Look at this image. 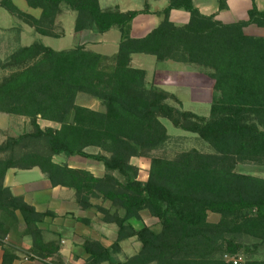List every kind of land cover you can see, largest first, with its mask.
I'll return each mask as SVG.
<instances>
[{
	"label": "trees",
	"instance_id": "obj_1",
	"mask_svg": "<svg viewBox=\"0 0 264 264\" xmlns=\"http://www.w3.org/2000/svg\"><path fill=\"white\" fill-rule=\"evenodd\" d=\"M24 1L40 12L38 18L21 11L13 0H0V8L37 35L58 38L50 28L64 7L76 15L75 33L117 29L120 39L110 65H105L106 56L83 46L55 51L38 40L0 61L5 73L0 79V113L24 117L31 127L0 144V153H8L0 158V239L14 228L18 213L34 255L46 260L57 253V243H43L39 228L55 215L36 212L3 186L8 170L37 167L52 188L72 191L82 211L94 209L103 223L117 227L116 239L107 247L89 238L83 242V264H230L224 256L249 252L244 241L258 243L252 250L264 244V179L235 172L239 163L264 166V37L244 33L251 25L264 29V11L256 8V0H251L246 21L230 24L201 14L193 0H167L163 9L153 12L147 2L141 10L121 12L118 7L102 9L99 0ZM218 2L223 10L225 1ZM174 10L186 12L188 23L175 26L169 19ZM140 15L160 21L135 39L132 22ZM134 54L210 70L207 75L214 84L209 116L186 111L173 95L149 87L146 72L130 64ZM78 94L98 100L104 111L76 105ZM38 119L59 128L41 130ZM163 120L195 135L214 154L192 149L173 159L152 157L142 182L130 160L165 146L170 136ZM90 148L100 152L89 153ZM60 155L100 163L104 175L54 163L53 157ZM92 199L110 206H96ZM143 211L158 220V232L145 226L134 229L131 221H140ZM210 214L219 220L209 222ZM131 238L140 243L139 252L118 260L120 243ZM14 260L4 248L0 264Z\"/></svg>",
	"mask_w": 264,
	"mask_h": 264
},
{
	"label": "rangeland",
	"instance_id": "obj_2",
	"mask_svg": "<svg viewBox=\"0 0 264 264\" xmlns=\"http://www.w3.org/2000/svg\"><path fill=\"white\" fill-rule=\"evenodd\" d=\"M112 1H115V0H105L107 4H109V2L113 3ZM146 1L147 0H144V2L143 0H134L132 4H130L132 5L131 9L132 10H138L140 8L143 9ZM13 3L21 11H24V12L33 11L27 7L24 0H13ZM111 8L113 9L115 7H111ZM75 17H76L75 13L63 7L61 14L55 19L53 26L50 28V32L53 35H57L58 37L59 36L65 37V34H67V37L60 38V39H52L48 37L43 40V44L54 50H66V49H70L76 46H83L92 52L99 53L103 56H106L107 61L105 62V65H110L111 59L115 55L114 53L117 50L118 39H120L118 30L112 29L107 34H97L94 30H85L76 35L75 33H72ZM11 21H14V17L9 15L8 12H6L4 9L0 8V61L5 60L13 51H15L19 47L18 44H15L14 42L12 43L9 42L10 39L13 38V37L11 38V36H13V34H15L16 32L18 33V28L9 29L11 25L10 24ZM249 33H252V32H249ZM104 41H106V43H104ZM135 60L136 62L142 63V67L149 74V76L147 77V81H146L149 87H152L154 83L159 81V79L157 78L158 76L157 74L159 73L158 71L164 70V69L169 70L168 73L172 72L170 73V77L168 79L169 83L173 81L175 83L173 84L176 85L177 82L179 81V78L177 80L175 76L176 72H178L176 69H174L173 67L172 68L170 67L161 68L157 66L156 64H160V63H157L155 58L151 56L137 55L135 56ZM168 63L171 64L172 62H168ZM162 66H165V63L162 64ZM189 66L193 69L188 70L186 68L184 69L183 67H181L180 70L183 73L185 72L186 74L185 77H187L191 81L195 80L194 77H198L197 74H193L192 72L193 70L196 71L195 73L199 72V73H204L206 75H207V72H211L210 70L202 69L201 67H198L195 65H189ZM4 74H5L4 72L0 71V79L1 77H3ZM174 78H176V80H174ZM202 83L198 81V83L196 84L198 86L194 85L196 86L197 91L193 92L195 94L196 93L198 94V91L200 89V91L203 94L201 96V98H203L202 103L197 106H184L183 109L186 111L193 112L194 114L199 115L201 117H208L210 104H211V96H212L211 92L213 89L214 81L212 80V78L208 76L207 84H204V83L202 84ZM183 92L187 93L185 90ZM193 93L191 91L190 92L188 91V94H193ZM173 96L176 97L175 95ZM196 99H199V98H196ZM75 104L78 106L89 108L97 112L104 111V107L98 100H95L86 94H78L75 99ZM163 124L168 132V135L170 136L165 146L159 150L151 152L146 157L132 158L130 160V164L138 168L139 170L138 180L142 182H145L148 178L150 159L152 157H163L166 159H173L179 154L192 150V149L197 150L200 153H204L208 155L214 154V151L211 149V147L207 143L201 141L195 135L175 129L174 127H172L170 122L167 120H163ZM87 152L93 154V153H98L100 151H98L97 149L90 148L87 150ZM54 162L59 165H66L70 168L88 171L92 173L95 177H102L104 175V168L102 164L97 163L92 160H87V159L78 158V157L67 158L63 155H60V157L56 158ZM235 172L238 174H242V175H248V176L264 179V166H260V165H253L249 163H239L235 167ZM31 176L32 175L30 174V177ZM66 192H67L66 197H65L66 198V210H65L64 216L62 217L63 221L58 222V225L61 231L59 234V241H57L56 243L59 245V248L62 247L66 249L65 252L67 255V260L69 257H73L74 261H78L83 256H86L87 258V255L84 253V251L81 248L83 242L86 239H88L87 235L98 237V238H104L105 239L104 243L106 244L113 243L116 239L117 227L113 224L103 223L102 215L97 213V211H95L94 209L90 211H82L77 206L78 210H75L74 206L76 202L74 199V194L72 191H70L72 192L70 193L72 195H70L68 193L69 190H67ZM92 203L96 206H102L104 208H109L110 206V203L103 202L102 199H94V200L92 199ZM140 216H141L140 221H131L134 229L138 230L142 226H145L155 232H158L160 230V224L158 220L152 218L147 211L141 212ZM77 219H86L89 221V223L84 224V223L78 222ZM208 220L209 222L213 223L219 220V217L214 214H210ZM3 239H0V240H3L2 242H5L6 238L4 237ZM62 241L64 243H62ZM244 242L246 246H248L249 252L242 250L238 254V256L242 257L243 264H245L248 260L264 261V244H260L256 250H252L251 245L258 244V243L254 240H247ZM0 245L1 247H4L3 243L1 242H0ZM140 247L141 245L136 240V238L127 239L120 243V252L118 255H116V258L120 261H124L136 255L139 252ZM25 258L28 259L30 257L27 255L25 256ZM25 258L22 259L24 262H26ZM37 258L42 263H45L44 261H46V260L40 259L39 257ZM58 262H60V260H58L56 255H54L51 257V261H49L48 264H51V263L56 264ZM79 262H81V260ZM61 264H74V262L64 261ZM104 264H107V263H104Z\"/></svg>",
	"mask_w": 264,
	"mask_h": 264
},
{
	"label": "crops",
	"instance_id": "obj_3",
	"mask_svg": "<svg viewBox=\"0 0 264 264\" xmlns=\"http://www.w3.org/2000/svg\"><path fill=\"white\" fill-rule=\"evenodd\" d=\"M134 0H115L112 1L113 3L107 4L105 0H99L100 7L102 9H112L111 7H118L121 12H127L132 11L130 4H132ZM219 0H193L194 6L199 10V12L203 15H215L216 20L224 23V24H230L235 23L238 21H246L247 20V13L252 7L251 0H224V9L219 10ZM144 2V0H143ZM147 4L149 5L150 10L158 11L163 9L166 4L167 0H147ZM256 8L259 11H264V0H256L255 1ZM142 8L138 9L141 10ZM32 10V9H31ZM24 12V11H23ZM25 13H28L36 18L39 17L40 12L38 10L33 11H25ZM170 21L175 26H183L188 23L189 15L184 11H171ZM160 19L157 16L154 15H140L134 21L132 22V28H131V37L135 39L143 38L146 36L152 29H154ZM10 28H18V33L16 32L11 36L9 42H14L15 44H18L19 47H27L31 45L34 41L38 40L43 44V40L48 37H43L40 35H37L34 33L33 29L29 26L21 23L20 21L16 20L14 18V21H11ZM252 32V33H249ZM72 33H75L74 30ZM108 33V32H107ZM105 33V34H107ZM244 33L248 36H254V37H264V29L257 28L254 25L248 26L244 29ZM76 35L79 33H75ZM65 37H67V34H65ZM65 37H58L56 39L65 38ZM54 39V38H52ZM24 41V43H23ZM108 42V41H107ZM106 43V41H104ZM103 43V44H104ZM118 43L117 42V49H118ZM44 45V44H43ZM46 46V45H44ZM52 49V48H51ZM54 50V49H53ZM60 51V50H55ZM117 52V50H116ZM115 52V53H116ZM114 53V54H115ZM137 55H143V54H134L131 56V66L136 69H142V63L136 62L135 56ZM148 56V55H146ZM152 57V56H151ZM154 58V57H153ZM167 63V64H166ZM164 63L156 64L159 67H170L176 69L178 72H176L175 76L179 81L176 85L172 81L171 83L168 82V79L170 77L169 70L164 69L158 71L157 78L159 79L158 82L154 83L153 86L165 91L166 93L175 95L178 100L182 103L184 106H197L202 103L201 96L203 95L202 92L198 91V94L193 93L197 91L196 85L198 81L200 83L207 84L208 76L204 73H195L196 71H192L193 74H197L198 77H194L195 80L191 81L187 77H185V72H181V67L184 69H193L190 66L182 65L178 63H168L165 62V66H162ZM145 71V70H144ZM146 72V71H145ZM191 75V74H190ZM149 74L146 72V78ZM174 78V80H176ZM174 83V84H173ZM202 83V84H203ZM196 85V86H194ZM183 87V88H182ZM186 91L187 93H184L183 91ZM188 91L192 92L193 94H188ZM212 93V92H211ZM183 96V97H182ZM199 98V99H196ZM201 98V99H200ZM212 100V96H211ZM38 126L41 130L50 128V129H58L59 125L38 119L37 121ZM31 130V127L29 125V120L24 117H17L12 115H7L0 113V144H2L6 138H15L18 137L24 133H27ZM8 155V153H0V158H4ZM60 156H54L53 162L56 158ZM55 163V162H54ZM30 174L32 175L30 177ZM3 186L8 188L11 193L14 196L21 197L23 201L32 206L36 212L38 213H44L46 211L52 212L55 216L54 218L47 217L44 219L42 224H40V230H41V236H42V242L43 243H49V242H57L59 241V234H60V227L58 225V222L63 221V216L66 210V191L67 189L56 187L52 188L48 180L45 178V176L40 172L39 168L34 167L29 170H19V169H10L7 171ZM69 194L72 192H68ZM72 195V194H70ZM75 210H78L77 205L75 204ZM18 217V221L16 222L14 228L9 231V234L5 237L6 241L2 242L3 240H0L1 243H3L4 247L6 248L7 252L15 256V260L12 264H48L49 261H51V257L56 255L57 259L60 260V262L56 264H61L64 261H71L74 262V264H82L83 261L86 259V256H83L80 258L81 262L74 261L73 257H69L67 260L66 255V249L60 247L54 255L46 259L44 261L45 263H42L38 258L34 255V253L31 251L32 246V240L28 235H25V225L18 213H16ZM209 219V217H208ZM218 221V220H217ZM216 221V222H217ZM213 222V223H216ZM87 238L99 241L104 247L109 246L111 243L106 244L104 238H98L94 236L87 235ZM62 243H64L62 241ZM58 245V244H56ZM4 247H1L0 245V262L2 260V256L4 253ZM59 247V245H58ZM29 256L30 258L26 259L25 256ZM32 257V259H31ZM26 259L24 262L22 259ZM55 263V262H54ZM52 264V263H51Z\"/></svg>",
	"mask_w": 264,
	"mask_h": 264
},
{
	"label": "built area",
	"instance_id": "obj_4",
	"mask_svg": "<svg viewBox=\"0 0 264 264\" xmlns=\"http://www.w3.org/2000/svg\"><path fill=\"white\" fill-rule=\"evenodd\" d=\"M223 259L230 264H243L242 257L240 256H224Z\"/></svg>",
	"mask_w": 264,
	"mask_h": 264
}]
</instances>
